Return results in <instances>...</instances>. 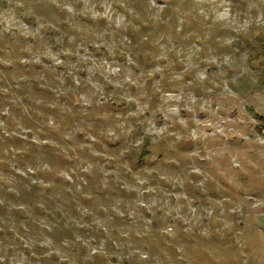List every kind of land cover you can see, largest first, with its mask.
<instances>
[{
  "label": "rangeland",
  "instance_id": "rangeland-1",
  "mask_svg": "<svg viewBox=\"0 0 264 264\" xmlns=\"http://www.w3.org/2000/svg\"><path fill=\"white\" fill-rule=\"evenodd\" d=\"M264 0H0V264H264Z\"/></svg>",
  "mask_w": 264,
  "mask_h": 264
},
{
  "label": "trees",
  "instance_id": "trees-1",
  "mask_svg": "<svg viewBox=\"0 0 264 264\" xmlns=\"http://www.w3.org/2000/svg\"><path fill=\"white\" fill-rule=\"evenodd\" d=\"M259 119H260V121L262 122V125L264 126V117L259 118Z\"/></svg>",
  "mask_w": 264,
  "mask_h": 264
}]
</instances>
